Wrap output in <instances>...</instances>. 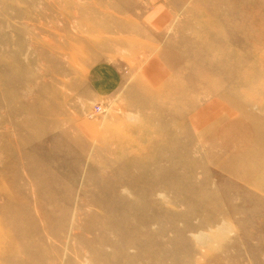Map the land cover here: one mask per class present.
I'll list each match as a JSON object with an SVG mask.
<instances>
[{
  "label": "rangeland",
  "instance_id": "obj_1",
  "mask_svg": "<svg viewBox=\"0 0 264 264\" xmlns=\"http://www.w3.org/2000/svg\"><path fill=\"white\" fill-rule=\"evenodd\" d=\"M0 264H264V0H0Z\"/></svg>",
  "mask_w": 264,
  "mask_h": 264
},
{
  "label": "crops",
  "instance_id": "obj_2",
  "mask_svg": "<svg viewBox=\"0 0 264 264\" xmlns=\"http://www.w3.org/2000/svg\"><path fill=\"white\" fill-rule=\"evenodd\" d=\"M165 14L164 11H161L152 16V29L156 31L161 30V26L168 23L169 20L166 19L171 18V15L166 17ZM137 67V71L141 75L138 79L143 83H151L154 87L165 84L171 73L169 62L159 54L149 55ZM122 69H125L126 72H122ZM130 70V68L128 70L126 67H118L114 63L106 61L91 65L85 77V89L88 91L89 98L91 97L95 101V104L116 100V96L124 84V76Z\"/></svg>",
  "mask_w": 264,
  "mask_h": 264
},
{
  "label": "built area",
  "instance_id": "obj_3",
  "mask_svg": "<svg viewBox=\"0 0 264 264\" xmlns=\"http://www.w3.org/2000/svg\"><path fill=\"white\" fill-rule=\"evenodd\" d=\"M101 111V106L99 104H96L93 106L92 110L90 111V113L92 114H97Z\"/></svg>",
  "mask_w": 264,
  "mask_h": 264
}]
</instances>
